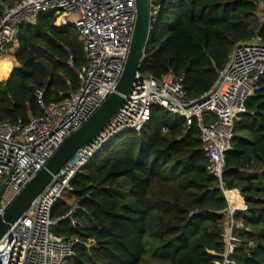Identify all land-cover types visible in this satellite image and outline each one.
<instances>
[{"label": "trees", "instance_id": "1", "mask_svg": "<svg viewBox=\"0 0 264 264\" xmlns=\"http://www.w3.org/2000/svg\"><path fill=\"white\" fill-rule=\"evenodd\" d=\"M260 6L264 0H158L138 72L183 75L187 99L199 98L236 43L255 36L264 42ZM15 41L12 69L9 61L0 68V122L12 126L42 114L40 94L45 105L63 101L78 87L74 69L86 62L76 29L61 27L50 14L20 25ZM261 83L234 123L224 154L221 182L236 207L232 235L238 242L229 256L234 264H264V77ZM71 187L82 227L61 221L54 233L96 245L75 246L65 264L223 261L228 202L207 171L196 119L188 126L153 106L140 132L111 139ZM73 204L58 201L51 216L62 217Z\"/></svg>", "mask_w": 264, "mask_h": 264}, {"label": "built area", "instance_id": "2", "mask_svg": "<svg viewBox=\"0 0 264 264\" xmlns=\"http://www.w3.org/2000/svg\"><path fill=\"white\" fill-rule=\"evenodd\" d=\"M147 6L150 21L154 22L158 6H153V0H147ZM41 14L52 15L61 27L76 29L86 62L74 69L78 87L70 89L63 101L45 105L40 94V116L29 115L26 124L19 122L16 126L0 122V220L61 144L80 130L114 92L124 70L137 19L135 0H1L0 59L5 46L15 41L18 27L33 24ZM72 16H76L73 21ZM263 77L264 42L258 36L232 47L214 84L197 99H187L183 75L170 73L155 78L137 72L117 112L52 177L19 220L10 225L0 240V264H65L73 258L75 246L95 247L91 239H66L54 233L61 221L82 227L74 217L76 204L60 218L51 216L52 208L65 192L73 191V178L105 144L121 133L141 131L150 119L153 106L186 120L188 126L196 119L207 171L219 180V188L228 202L226 247L223 261L216 264H234L229 256L238 242L232 235L236 207L221 182L224 154L231 149L233 126L246 112L247 100L263 89ZM205 113L213 114L217 120L206 124Z\"/></svg>", "mask_w": 264, "mask_h": 264}, {"label": "water", "instance_id": "3", "mask_svg": "<svg viewBox=\"0 0 264 264\" xmlns=\"http://www.w3.org/2000/svg\"><path fill=\"white\" fill-rule=\"evenodd\" d=\"M135 1L137 19L133 38L124 70L114 92L106 98L97 112L80 130L68 137L61 144L46 163L45 167L30 180L13 203L7 208L3 218L0 220V240L9 230L10 225L19 220L35 198L49 184L52 177L68 163L82 146L89 143L117 112L124 101L123 97L128 94L132 84L135 82V75L143 59L150 29L153 25V22L149 18L147 0ZM99 111L100 114L95 117ZM87 129H89L88 136L82 138V135Z\"/></svg>", "mask_w": 264, "mask_h": 264}, {"label": "rangeland", "instance_id": "4", "mask_svg": "<svg viewBox=\"0 0 264 264\" xmlns=\"http://www.w3.org/2000/svg\"><path fill=\"white\" fill-rule=\"evenodd\" d=\"M153 6L154 7H157L158 6V0H153ZM153 11H155V10H153ZM259 17L261 19L264 18V9L262 8V6H260ZM75 19H76V16H72L71 17V20L72 21L75 20ZM16 47H17L16 41H14L13 43H10V44H8V45L5 46V51H4L3 58L6 59V62H8V61L10 62L11 69H12V66H13V58H12V56L14 54V51H15ZM0 81H3V80H0ZM203 119H204V122L206 124H211V123H213L214 121L217 120V118L213 114H210V113H205L203 115ZM63 200L68 205H72L74 203V200L72 198V195L69 192H65L63 194Z\"/></svg>", "mask_w": 264, "mask_h": 264}, {"label": "bare ground", "instance_id": "5", "mask_svg": "<svg viewBox=\"0 0 264 264\" xmlns=\"http://www.w3.org/2000/svg\"><path fill=\"white\" fill-rule=\"evenodd\" d=\"M5 62H6V59L4 58L0 59V68L5 64ZM99 114H100V111L96 114L95 117H97ZM88 134H89V129L85 131V133L82 135V138H85L86 136H88Z\"/></svg>", "mask_w": 264, "mask_h": 264}]
</instances>
